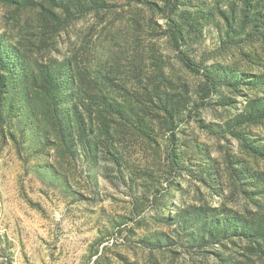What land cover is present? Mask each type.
<instances>
[{"label":"rangeland","instance_id":"rangeland-1","mask_svg":"<svg viewBox=\"0 0 264 264\" xmlns=\"http://www.w3.org/2000/svg\"><path fill=\"white\" fill-rule=\"evenodd\" d=\"M0 264H264V0H0Z\"/></svg>","mask_w":264,"mask_h":264},{"label":"trees","instance_id":"trees-1","mask_svg":"<svg viewBox=\"0 0 264 264\" xmlns=\"http://www.w3.org/2000/svg\"><path fill=\"white\" fill-rule=\"evenodd\" d=\"M92 8H94V7H92ZM97 9H99V8H97ZM88 10V9H87ZM90 10V9H89ZM66 11H67V13L68 14H72V11H70V9L69 8H67L66 9ZM212 75H207L208 76V78H210L211 79V81H213V80H215L216 78L214 77V75H213V73H211ZM215 78V79H214ZM216 80H218V79H216ZM221 79H219V81H214V83L216 84V82L218 83V82H224L223 80H221Z\"/></svg>","mask_w":264,"mask_h":264}]
</instances>
